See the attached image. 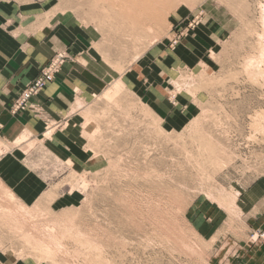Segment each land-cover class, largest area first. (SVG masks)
<instances>
[{
  "label": "rangeland",
  "instance_id": "374dc122",
  "mask_svg": "<svg viewBox=\"0 0 264 264\" xmlns=\"http://www.w3.org/2000/svg\"><path fill=\"white\" fill-rule=\"evenodd\" d=\"M40 2L82 37L101 91L72 155L45 140L80 106L25 148L68 202L24 207L0 186V248L50 264H264V0Z\"/></svg>",
  "mask_w": 264,
  "mask_h": 264
},
{
  "label": "crops",
  "instance_id": "0c3cea01",
  "mask_svg": "<svg viewBox=\"0 0 264 264\" xmlns=\"http://www.w3.org/2000/svg\"><path fill=\"white\" fill-rule=\"evenodd\" d=\"M41 6L40 0H0V186L24 207L47 203L53 209L71 197L52 192V182L34 168V158L26 155L25 148L44 134L47 125L70 120L74 106H80L75 109L78 112L90 102L91 93L101 90L99 75L89 69L93 60L88 59L90 50L82 37L53 18L46 19ZM60 50H66L74 62L64 64L55 79L32 98L30 109L12 114L13 99ZM76 112L72 125L49 131L45 147L51 153L63 158L72 155L73 138H83L88 123H83L84 111ZM257 186L248 194L260 190ZM0 264L50 263L18 257L0 248Z\"/></svg>",
  "mask_w": 264,
  "mask_h": 264
},
{
  "label": "built area",
  "instance_id": "2783aa9c",
  "mask_svg": "<svg viewBox=\"0 0 264 264\" xmlns=\"http://www.w3.org/2000/svg\"><path fill=\"white\" fill-rule=\"evenodd\" d=\"M69 57L63 51H58L47 64L39 69L35 77L16 95L10 105L12 114L30 109L32 98L37 96L44 87L52 82L60 72L61 67L68 61ZM0 124V129H1ZM260 238L264 239V232H259Z\"/></svg>",
  "mask_w": 264,
  "mask_h": 264
},
{
  "label": "bare ground",
  "instance_id": "6f19581e",
  "mask_svg": "<svg viewBox=\"0 0 264 264\" xmlns=\"http://www.w3.org/2000/svg\"><path fill=\"white\" fill-rule=\"evenodd\" d=\"M263 14H264V13H263ZM263 16H264V15H263ZM262 18H263V17H262ZM263 22H264V21H263ZM263 22H262V23H263ZM261 50H262V48H261ZM263 50H264V49H263ZM260 57H261V56H260ZM258 58H259V57H258ZM262 58H263V57H262ZM254 59H255V58H254ZM258 60H259V59H258ZM254 61H255V60H254Z\"/></svg>",
  "mask_w": 264,
  "mask_h": 264
}]
</instances>
